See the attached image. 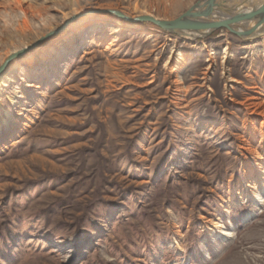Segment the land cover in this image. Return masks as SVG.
Segmentation results:
<instances>
[{
  "label": "rangeland",
  "instance_id": "374dc122",
  "mask_svg": "<svg viewBox=\"0 0 264 264\" xmlns=\"http://www.w3.org/2000/svg\"><path fill=\"white\" fill-rule=\"evenodd\" d=\"M198 1L0 0V66L79 13L174 20ZM263 99L264 33L188 41L99 14L13 59L0 264H264L246 173Z\"/></svg>",
  "mask_w": 264,
  "mask_h": 264
},
{
  "label": "water",
  "instance_id": "95a60500",
  "mask_svg": "<svg viewBox=\"0 0 264 264\" xmlns=\"http://www.w3.org/2000/svg\"><path fill=\"white\" fill-rule=\"evenodd\" d=\"M243 6L251 7L252 11L246 14H240L239 12L237 14L235 11L240 7L243 8ZM99 14L115 16L131 24H146L166 33L178 35L183 39L186 36L185 34L207 33L204 37L194 38V40H199L208 38L218 31L226 30L242 40H250L264 25V0H238V2H229V0H199L188 11L174 20H162L153 16L130 17L120 11L110 9L79 13L68 19L60 28L49 33L30 47L10 56L0 66V75L8 67L10 61L36 49L46 40L62 33L74 21L86 16Z\"/></svg>",
  "mask_w": 264,
  "mask_h": 264
},
{
  "label": "bare ground",
  "instance_id": "6f19581e",
  "mask_svg": "<svg viewBox=\"0 0 264 264\" xmlns=\"http://www.w3.org/2000/svg\"><path fill=\"white\" fill-rule=\"evenodd\" d=\"M232 1L238 2V0H232ZM251 11H252L251 7L248 8V7H244L243 6V8L240 7L235 12L237 14H239V13L240 14H246V13H249ZM263 33H264V25L261 28V30L258 31L253 36L252 39L262 35ZM185 35L186 36H185L184 39L189 40V41H193L194 38H196V37H204V36L207 35V33L200 32L198 34H185ZM14 54H11V56L14 55ZM6 78H7V76L3 77V79H6ZM5 82H6V80L3 81L2 84L6 85ZM233 82H235V80L232 79V78H229L228 83H233ZM176 84H179V82L176 83ZM260 105L264 106V99L262 100V104H260ZM255 155H257L256 163L252 164V166L249 165V168L247 169L246 173H247L248 178H249V180L251 182V185H249V187H250V190H249L250 197L253 198L254 200H259V199L262 200L263 199V194L261 193V189L264 188V149L262 150L261 153L256 152ZM248 197H249L248 194H246L245 195V200H248ZM213 227L215 228L216 231H220L221 230V226H220L219 223H215Z\"/></svg>",
  "mask_w": 264,
  "mask_h": 264
}]
</instances>
